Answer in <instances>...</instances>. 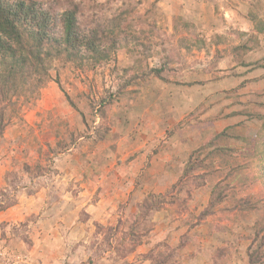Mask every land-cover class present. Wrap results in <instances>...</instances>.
Returning a JSON list of instances; mask_svg holds the SVG:
<instances>
[{"label": "rangeland", "instance_id": "374dc122", "mask_svg": "<svg viewBox=\"0 0 264 264\" xmlns=\"http://www.w3.org/2000/svg\"><path fill=\"white\" fill-rule=\"evenodd\" d=\"M35 1L77 7L84 32L132 18L109 61L58 62L3 113L0 264L264 253V33L249 19L264 0Z\"/></svg>", "mask_w": 264, "mask_h": 264}, {"label": "trees", "instance_id": "16d2710c", "mask_svg": "<svg viewBox=\"0 0 264 264\" xmlns=\"http://www.w3.org/2000/svg\"><path fill=\"white\" fill-rule=\"evenodd\" d=\"M131 15L132 11L122 12L119 17L109 19L107 24H99L84 32L79 24L77 7L55 14L43 9L35 0H0L2 128L5 121L3 113L7 107L14 108L17 104L12 100L21 94L27 98L33 96L45 85L54 64L62 62L94 68L101 62L109 61L112 51L120 45V32L130 28L126 19L132 18ZM249 19L258 33H264V22L260 21L256 12L251 11ZM108 41L110 44L106 46ZM194 43H191L193 47ZM153 72L161 77L162 69ZM262 133L254 140V145L257 149L263 148L260 156L264 160V129ZM163 203L159 202L156 209L161 210ZM254 247L251 248L250 264H263V251L260 248L253 250Z\"/></svg>", "mask_w": 264, "mask_h": 264}]
</instances>
